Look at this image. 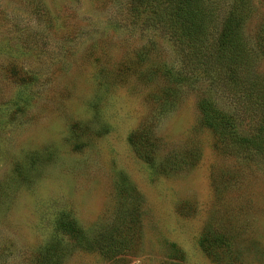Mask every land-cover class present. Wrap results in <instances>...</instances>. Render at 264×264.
<instances>
[{"label":"rangeland","instance_id":"rangeland-1","mask_svg":"<svg viewBox=\"0 0 264 264\" xmlns=\"http://www.w3.org/2000/svg\"><path fill=\"white\" fill-rule=\"evenodd\" d=\"M249 6L244 32L255 43L264 0ZM123 12L124 0H0V264L28 263L49 237L41 222L60 210L89 238L130 211L137 231L112 258L75 248L61 264H264V158L219 145L200 125L196 101L204 91L223 111L237 108L199 75L201 84L180 87L160 111L149 95L158 83L134 68L114 75L153 33L127 25ZM153 47L149 62L174 70L170 43L159 36ZM255 52L264 76V39ZM17 72L30 74L28 86ZM248 119L235 120L241 136ZM144 125L154 176L125 139ZM187 150L196 164L161 168ZM15 164L28 165L23 179ZM202 237L215 255L202 251Z\"/></svg>","mask_w":264,"mask_h":264},{"label":"trees","instance_id":"trees-1","mask_svg":"<svg viewBox=\"0 0 264 264\" xmlns=\"http://www.w3.org/2000/svg\"><path fill=\"white\" fill-rule=\"evenodd\" d=\"M250 2L251 0H124L123 18L126 24L143 33L155 34L149 35V45L140 49L136 55L138 61L132 60L131 64H124L123 68H117L113 74L121 77L128 69L134 68L138 69L135 71L138 77L148 80V83H158V89L149 95L160 105V111L166 110L167 105L175 101L180 87L201 84L200 75L205 83L204 89L225 96L234 105L232 108H237V112L233 110L235 114L227 113L216 106L203 91L196 101L200 125L216 135L221 142L219 145L226 146L230 142L235 151L258 154L264 158V76L256 70L255 52L264 35L256 32L255 43H252L244 32V25L251 12ZM35 12H39L38 7ZM157 35L165 38L174 51L177 65L174 70H167L168 67L164 64L149 62L154 39L159 37ZM134 64L139 65L135 67ZM14 77L24 87L28 86L26 84L30 74L19 75L17 72ZM97 81L101 84L100 80ZM241 113L249 118L250 124L248 133L242 136L238 133L235 122ZM101 130L103 131L98 134L100 136L109 132L110 127L106 126ZM125 139L135 158L144 163L154 176V141L146 125L130 130ZM195 156L189 150L178 155H168V159L160 166L168 168L194 165L199 159ZM23 167L24 170L21 171L16 164L13 167L18 178L23 179L28 171V165ZM2 192L0 186V198ZM40 229L48 231L49 237L31 254L26 264H61L65 256L75 248L89 249L102 258H112L131 248L132 239L137 232L132 211L124 215L119 224H112L103 233L98 231L91 238L83 236L74 219L61 210L52 212L41 222ZM197 243L205 254L215 255L213 242H206V238L202 237Z\"/></svg>","mask_w":264,"mask_h":264}]
</instances>
